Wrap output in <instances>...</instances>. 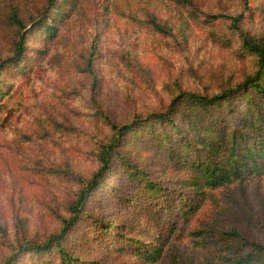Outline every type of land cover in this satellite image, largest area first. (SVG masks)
<instances>
[{
  "label": "rangeland",
  "instance_id": "rangeland-1",
  "mask_svg": "<svg viewBox=\"0 0 264 264\" xmlns=\"http://www.w3.org/2000/svg\"><path fill=\"white\" fill-rule=\"evenodd\" d=\"M37 1L0 0V56L11 45V8L24 15ZM193 7L199 12L170 1L80 0L44 56L34 60L30 52L34 64L28 75L5 72L2 89L12 85L15 91L2 97L7 110L0 120V255L21 229L37 239L57 229L55 210L65 215L60 203L74 185L70 173L85 177L96 167L90 151L108 130L100 111L126 122L135 112L165 106L176 88L203 93L231 71L238 75L245 61L225 44L230 21L224 15L242 13L240 28L264 40V0H248L246 6L242 0H193ZM150 10L165 32L152 26ZM205 14L211 15L205 17L210 22L203 20ZM94 44L93 80L85 67ZM250 63L248 59V68ZM126 149L154 179L164 178L160 162L140 153L143 145L129 142ZM120 175L115 170L107 185L92 193L88 213L114 218L125 234L139 237L141 231L133 225L141 223L140 205L122 204L115 196L123 187ZM200 224H213L214 231L236 228L247 239L264 243V171L209 193L191 226ZM85 229L86 220L78 222L68 236L80 264H114L110 240L90 239ZM177 243L188 257L180 259L178 253L180 264H219L202 256L191 236ZM169 259L165 255L151 264H170ZM22 264L36 263L27 258Z\"/></svg>",
  "mask_w": 264,
  "mask_h": 264
},
{
  "label": "trees",
  "instance_id": "trees-1",
  "mask_svg": "<svg viewBox=\"0 0 264 264\" xmlns=\"http://www.w3.org/2000/svg\"><path fill=\"white\" fill-rule=\"evenodd\" d=\"M154 1H170L199 12L193 0ZM79 3L39 0L24 15L11 8V45L7 54L0 56V120L7 110L3 95L10 98L15 91L12 85L2 89V76L7 70L14 75H28L34 64L30 52L34 51V60L43 57ZM242 3L246 6L248 0ZM203 16L205 22L211 21L205 18L211 15ZM148 17L152 26L165 32L155 11H148ZM224 17L230 21L225 44L234 47L245 61L239 74L231 71L218 80L216 87H205L203 93L176 88L165 106L135 112L126 122H117L100 111L108 130L90 151L96 167L85 177L66 171L74 185L60 203L65 215L55 210L59 226L42 239L27 237L22 229L17 231L14 240L7 241L8 249L0 255V264H22L27 258L36 264H80L83 260L71 251L68 236L84 220L87 237L110 240L114 264L124 258L133 259L128 264H151L165 255L170 256V264H180L178 253L180 259L188 257L177 242L186 235L202 250V256L219 264H264V243L247 239L236 228L214 231L213 224L191 226L209 193L241 184L264 171V40L240 28L242 13ZM31 40L33 47L29 45ZM38 41L41 46L36 44ZM96 50L94 44L85 67L93 80ZM129 142L136 147L143 145L140 153L146 152L160 162L163 179H154L155 174L137 164L126 149ZM115 170H119L118 181L123 185L115 193L118 201L140 205L141 223L133 225L140 229L139 237L125 234L124 225L114 218L88 213L87 201L92 193L101 191L107 185V176ZM18 221L24 226L23 219Z\"/></svg>",
  "mask_w": 264,
  "mask_h": 264
}]
</instances>
